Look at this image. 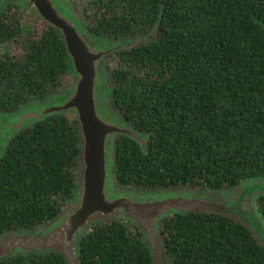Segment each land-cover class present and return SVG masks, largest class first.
I'll return each mask as SVG.
<instances>
[{
    "label": "trees",
    "instance_id": "1",
    "mask_svg": "<svg viewBox=\"0 0 264 264\" xmlns=\"http://www.w3.org/2000/svg\"><path fill=\"white\" fill-rule=\"evenodd\" d=\"M98 37L148 32L157 38L115 52L107 64L112 105L150 134L144 152L120 136L114 174L142 189L227 191L264 175V0H66ZM64 42L14 0L0 6V112L63 89ZM78 124L56 114L21 129L0 160V235L32 230L63 213L73 196ZM264 217V193L257 199ZM161 235L171 264H264V248L231 217L191 211L166 216ZM80 264H153L128 219L93 223L80 240ZM0 264H67L57 251L10 255Z\"/></svg>",
    "mask_w": 264,
    "mask_h": 264
},
{
    "label": "water",
    "instance_id": "2",
    "mask_svg": "<svg viewBox=\"0 0 264 264\" xmlns=\"http://www.w3.org/2000/svg\"><path fill=\"white\" fill-rule=\"evenodd\" d=\"M6 1L0 0V6ZM14 1L20 12L31 11L57 30L65 45L69 74L63 89L47 99L10 113L0 112V160L17 132L56 114L72 113L78 124L80 148L76 186L67 209L32 230L1 234L0 260L16 254L57 251L67 264H80V240L93 223L129 219L147 242L153 264H171L160 223L170 214L191 211L231 217L264 248V217L257 205L264 193V175L244 178L231 190L217 194L190 188H129L116 180L117 139L128 137L146 152L150 134L138 131L113 107L108 60L117 51L153 42L161 14L148 32L123 39L101 38L88 31L66 0Z\"/></svg>",
    "mask_w": 264,
    "mask_h": 264
},
{
    "label": "rangeland",
    "instance_id": "3",
    "mask_svg": "<svg viewBox=\"0 0 264 264\" xmlns=\"http://www.w3.org/2000/svg\"><path fill=\"white\" fill-rule=\"evenodd\" d=\"M25 12H30V13H33V12H31V11H28V10H26V11H24V12H21V13H25ZM34 14V13H33ZM36 15V14H35ZM110 60V59H109ZM109 60H108V62H109ZM68 82V81H67ZM4 113H8V112H4ZM69 115H71L72 117H73V115H72V113H68ZM129 188H134V187H129ZM175 188H179V187H175ZM158 189H162V188H158ZM196 189H199V190H205V191H210V192H214V193H221V192H223L222 190L221 191H213V190H206V189H201V188H196ZM225 191V190H224ZM69 205V204H68ZM68 207V206H67ZM67 209V208H66ZM129 220V219H128Z\"/></svg>",
    "mask_w": 264,
    "mask_h": 264
}]
</instances>
